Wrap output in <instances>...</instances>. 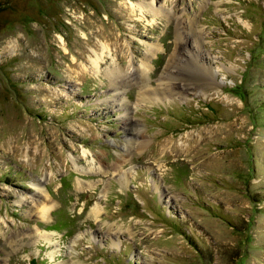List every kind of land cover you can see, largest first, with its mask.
<instances>
[{
    "label": "rangeland",
    "instance_id": "obj_1",
    "mask_svg": "<svg viewBox=\"0 0 264 264\" xmlns=\"http://www.w3.org/2000/svg\"><path fill=\"white\" fill-rule=\"evenodd\" d=\"M149 1L0 0V264H264V0Z\"/></svg>",
    "mask_w": 264,
    "mask_h": 264
},
{
    "label": "bare ground",
    "instance_id": "obj_2",
    "mask_svg": "<svg viewBox=\"0 0 264 264\" xmlns=\"http://www.w3.org/2000/svg\"><path fill=\"white\" fill-rule=\"evenodd\" d=\"M137 5L138 7L140 8H143V6H146V7H150L152 10H156L155 7H154V1H149V2H138L136 4H134V6ZM93 63H94V67H98V60H97V57L96 59L93 60ZM114 72V71H113ZM117 84V83H116ZM115 84V85H116ZM154 92V91H153Z\"/></svg>",
    "mask_w": 264,
    "mask_h": 264
}]
</instances>
